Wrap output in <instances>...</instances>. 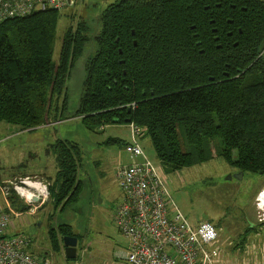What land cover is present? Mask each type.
<instances>
[{
	"label": "trees",
	"instance_id": "1",
	"mask_svg": "<svg viewBox=\"0 0 264 264\" xmlns=\"http://www.w3.org/2000/svg\"><path fill=\"white\" fill-rule=\"evenodd\" d=\"M58 12L0 25V123L27 131L53 122L55 95L87 42L85 26L68 31L54 63ZM96 42L77 111L88 130L134 125L175 171L219 157L264 175L263 0H121L106 8ZM53 149L49 201L60 205L81 195L82 150L64 141ZM59 227L48 233L54 252L60 234L71 236Z\"/></svg>",
	"mask_w": 264,
	"mask_h": 264
},
{
	"label": "rangeland",
	"instance_id": "2",
	"mask_svg": "<svg viewBox=\"0 0 264 264\" xmlns=\"http://www.w3.org/2000/svg\"><path fill=\"white\" fill-rule=\"evenodd\" d=\"M119 1L75 0L72 6L58 12L54 63L60 64L68 31L76 33L85 26L83 37L87 42L70 66L65 91L55 95L51 109L53 122L27 131L0 123V201L4 204L9 201L16 214L8 234L30 237L34 255L52 251L50 257L56 264H125L123 257L129 251V240L119 230L115 218L122 200L118 173L132 164V156L123 145L108 146L106 141L111 138L120 143L130 141L131 125L113 124L104 130L90 131L82 123V117L77 116L85 94L87 65L98 50L96 40L102 33L103 14L110 4ZM58 139L78 144L82 150L83 160L77 167V180L83 187L81 195L71 202L66 199L60 205L54 202L53 206H46L47 195L43 202L46 208L43 206L44 209L39 208L31 215L21 203L23 198L17 186L22 181L36 184L38 180L27 177L52 175L56 171L53 146ZM138 140L145 151L141 159L147 158L161 170L174 204L183 216L193 225L211 222L217 228L216 248L225 264H264V175L242 172L234 163L219 157L175 171L158 160L149 137L142 133ZM22 210L25 213L20 215ZM60 223L70 231L67 235L79 238L78 256L72 261L65 256L63 235L58 236L62 251L50 249L49 230L56 227L60 233Z\"/></svg>",
	"mask_w": 264,
	"mask_h": 264
},
{
	"label": "built area",
	"instance_id": "3",
	"mask_svg": "<svg viewBox=\"0 0 264 264\" xmlns=\"http://www.w3.org/2000/svg\"><path fill=\"white\" fill-rule=\"evenodd\" d=\"M74 3L75 0H0V25L47 10L61 12ZM131 128L134 141L126 145V151L134 160L144 158L145 151L138 142L141 131L134 125ZM118 179L122 200L115 221L129 240L125 264H225L216 248L217 228L211 222L193 225L183 216L174 204L161 170L153 162L146 158L124 166ZM27 184L32 185L22 181L17 189L27 212L35 215L37 203L31 202L28 194L40 195L27 188ZM44 189L48 193L46 186ZM15 215L9 201L0 202V264H55L51 258L31 252L30 237L8 234Z\"/></svg>",
	"mask_w": 264,
	"mask_h": 264
},
{
	"label": "crops",
	"instance_id": "4",
	"mask_svg": "<svg viewBox=\"0 0 264 264\" xmlns=\"http://www.w3.org/2000/svg\"><path fill=\"white\" fill-rule=\"evenodd\" d=\"M59 122V121H58ZM108 126H110V125H108ZM105 127H107V126H104V127H101L100 129L101 130H104V128ZM99 130V129H98ZM97 131V130H96ZM59 141H64L65 143H69V142H71V141H67V140H64V139H58L56 142H55V144L56 143H58ZM134 141V137L130 140V141H127V142H124V143H120V140H118V139H116V138H111V139H108L107 141H106V144L108 145V146H115V145H123L124 147L126 146V145H128V144H130V143H132ZM138 142L140 143V141L138 140ZM71 143H73V142H71ZM54 144V145H55ZM78 145V144H77ZM54 147V146H53ZM53 151H54V149H53ZM54 154H55V152H54ZM55 156H56V154H55ZM83 160V159H82ZM131 161H132V163L133 162H142L143 160L141 159V158H139V159H136V160H132V158H131ZM56 162H57V157H56ZM131 165V164H130ZM57 174H58V163H57V169H56V171L52 174V175H45V174H43V175H40V176H34L35 178H30V177H27V179H29V180H31V179H35V180H38L37 181V183H40L41 185H42V187L43 186H46V188H48V193H47V190H45L44 189V197L42 198V201L40 202V203H37V205H36V207H37V209L39 210V208H40V211L42 210V209H44V208H42L45 204H43V202H45L47 199V195H49V197H50V193H49V187L52 185V183H54V181H55V178H56V176H57ZM36 178H38V179H36ZM2 196V195H1ZM2 199H3V197H2ZM49 199V198H48ZM1 201H3V200H1ZM0 201V202H1ZM2 203V202H1ZM21 203L23 204V206L25 207V208H27L26 207V205H25V201H24V199H23V201L21 200ZM4 204V203H3ZM46 206H53V201L51 202V201H49V203L46 205ZM46 206H44L45 208H46ZM24 207H22V208H20V210L21 209H23ZM21 214L20 215H22L23 213H25V212H23V210H22V212H20ZM38 214V213H37ZM50 249H51V245H50ZM31 252L34 254V252H33V250H32V248H31ZM51 253H52V251H50L49 252V250L48 251H45L44 250V252H41V255L40 256H42V257H48V258H51L50 256H51ZM124 258V257H123ZM52 259V258H51ZM53 260V259H52ZM53 262H55L54 260H53ZM56 264V263H55Z\"/></svg>",
	"mask_w": 264,
	"mask_h": 264
},
{
	"label": "water",
	"instance_id": "5",
	"mask_svg": "<svg viewBox=\"0 0 264 264\" xmlns=\"http://www.w3.org/2000/svg\"><path fill=\"white\" fill-rule=\"evenodd\" d=\"M237 46V45H235ZM241 176L243 177V173H241ZM27 188L32 189L39 193L40 196H36L34 194H28V197L31 202L34 203H40L41 197L44 195L43 187L40 183L36 184H27ZM63 244H64V250H65V256L68 260L72 261L77 258L78 256V245H79V238L75 236H65L63 237Z\"/></svg>",
	"mask_w": 264,
	"mask_h": 264
},
{
	"label": "flooded vegetation",
	"instance_id": "6",
	"mask_svg": "<svg viewBox=\"0 0 264 264\" xmlns=\"http://www.w3.org/2000/svg\"><path fill=\"white\" fill-rule=\"evenodd\" d=\"M215 31H216V30H213V34H215V33L217 32V31H216V32H215ZM228 36L231 37V36H232V33H229ZM218 39H219V37H217V36L214 37V41H215V42L218 41ZM217 47L219 48V47H221V46H220V45H217Z\"/></svg>",
	"mask_w": 264,
	"mask_h": 264
},
{
	"label": "bare ground",
	"instance_id": "7",
	"mask_svg": "<svg viewBox=\"0 0 264 264\" xmlns=\"http://www.w3.org/2000/svg\"><path fill=\"white\" fill-rule=\"evenodd\" d=\"M262 198L264 199V195L262 196Z\"/></svg>",
	"mask_w": 264,
	"mask_h": 264
}]
</instances>
